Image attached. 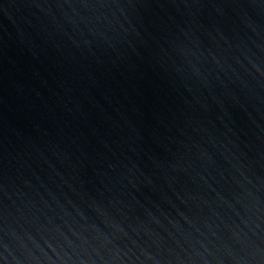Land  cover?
<instances>
[{
  "label": "water",
  "instance_id": "obj_1",
  "mask_svg": "<svg viewBox=\"0 0 264 264\" xmlns=\"http://www.w3.org/2000/svg\"><path fill=\"white\" fill-rule=\"evenodd\" d=\"M0 264H264V0H0Z\"/></svg>",
  "mask_w": 264,
  "mask_h": 264
}]
</instances>
